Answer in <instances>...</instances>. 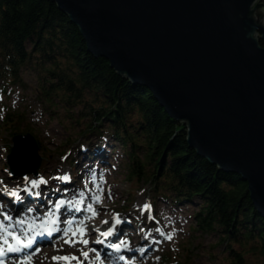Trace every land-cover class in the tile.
<instances>
[{"label": "water", "instance_id": "obj_1", "mask_svg": "<svg viewBox=\"0 0 264 264\" xmlns=\"http://www.w3.org/2000/svg\"><path fill=\"white\" fill-rule=\"evenodd\" d=\"M90 51L148 86L202 156L248 182L264 215V0H53ZM39 141L13 136V174L38 175Z\"/></svg>", "mask_w": 264, "mask_h": 264}, {"label": "trees", "instance_id": "obj_2", "mask_svg": "<svg viewBox=\"0 0 264 264\" xmlns=\"http://www.w3.org/2000/svg\"><path fill=\"white\" fill-rule=\"evenodd\" d=\"M26 69L35 72V90L47 108L57 113L62 105L68 114L78 109L67 118L84 120L83 132L107 133L120 142L131 200L146 182L153 199L164 196L196 203L197 227L219 236V244L228 250L226 264H250L247 254L264 264V215L248 182L193 148L187 125L174 118L148 86L119 74L107 58L94 55L80 28L53 0H0L4 88L23 84ZM24 121L23 112L0 111V127H17L14 135L31 130H18ZM93 146L91 155H100L101 145ZM166 261L182 264L169 256Z\"/></svg>", "mask_w": 264, "mask_h": 264}, {"label": "rangeland", "instance_id": "obj_3", "mask_svg": "<svg viewBox=\"0 0 264 264\" xmlns=\"http://www.w3.org/2000/svg\"><path fill=\"white\" fill-rule=\"evenodd\" d=\"M23 78V84L8 85L5 88L0 79V111L11 109L25 114V121L18 124V130L23 131L28 127L41 140L42 148L39 149V153L43 159L38 175L13 174L9 154L13 146V132L17 127H0V206L5 207L11 201H16L24 202V206L27 205V209H32L33 213H37L41 206L44 209L48 208L45 202H52L56 197H60L59 189H62L61 193L66 188L59 179L52 183L55 186L50 189L47 185L50 179L43 176L51 170L52 173L59 171L61 177H69L66 182L68 185L77 188V201L81 199L80 193L84 194L83 200L86 204H76L77 209L81 210L82 207L87 209L88 204H92L96 209L98 214L94 218L88 212L91 226L100 232L107 231L118 214L122 221L114 231L118 240H127L128 233L135 239L148 238L144 245L152 246V251L144 256L148 246H143L140 250L134 249L132 256L125 251L117 252L113 247L109 253L115 259V264H169L166 261L168 256L182 264H226L228 250L225 245L219 244V236L215 232H202L197 227L196 203L176 202L164 196H155L153 199L151 187L146 182L136 191L134 200H131L128 195L131 184L127 181L126 169L121 165L124 151L120 142L107 133L83 132L84 120L78 122L67 118V115L77 113L78 109L68 114L60 105L57 113L51 111L37 95L35 72L26 69ZM94 142L101 145L99 149L102 148L100 155H94L98 158L91 155L96 149V146H93ZM18 178H22V182L26 184L22 183L18 188L20 190L23 187H30L28 185L31 180L43 178L47 183L32 189V194L22 190L19 198L10 197L7 193L17 190ZM97 186L103 189L102 194L97 190ZM37 192L39 196L35 195ZM98 194L102 195V199L96 203L93 196ZM146 204L151 206L150 210L144 209ZM21 208V211H25V207ZM84 215L82 213V216ZM98 217L108 223L100 222ZM15 222L10 221L8 224L15 225ZM22 229L27 230L29 226L24 225ZM169 235L172 236L171 240L167 239ZM64 239L59 240L57 233L53 232L50 240L45 243L46 246L45 244L34 246L33 249H39V252H30L32 264H53L52 258L65 256L68 248L77 256L74 246L65 244ZM97 239L102 240L103 244H108L107 237L97 235L94 240ZM187 252L191 255L187 256ZM121 256L124 257L123 260L120 259ZM19 257L9 256L7 259L17 260ZM247 258L250 264H258L260 261L252 254H247Z\"/></svg>", "mask_w": 264, "mask_h": 264}, {"label": "bare ground", "instance_id": "obj_4", "mask_svg": "<svg viewBox=\"0 0 264 264\" xmlns=\"http://www.w3.org/2000/svg\"><path fill=\"white\" fill-rule=\"evenodd\" d=\"M96 142H94V145L97 144ZM43 177L50 179L49 183H47V185L49 186L50 189H52L55 186L52 183L58 181L59 179H57V177H61V176H60L59 171H57L56 173H52V170H51V171H48ZM17 182L18 183L16 185V188L18 189L23 183L22 178H18ZM66 182L67 181L62 180V185L66 189L63 190V192H61V193H60V191H62V189H59V196L60 197H56V199H54L52 202L51 201L45 202V205L48 206V208L44 209L41 206L38 209L37 213H33V212L28 211V209L26 207L27 205L24 206V202L11 201V203H9V205H6L5 207L0 206V213H7L8 215L12 216V218H13L12 221H16L17 219H23L25 221V225L31 226V224H33L32 225V232L33 233H40L41 232L40 225L42 223H44L47 219H49V218L57 219V221H58L57 225H54L53 227L56 229H59L57 231H54L57 233L59 240L62 238H65L63 230H65L69 227L72 228L73 230H75V228L78 225H80L82 222V226H84L87 230V233L84 236V239L89 240L90 243L86 247L83 246L82 244L77 243L74 246V248L76 249V253H77L76 257L80 258V260L83 261V257L81 255V250L89 251L90 249H95L97 252L100 253L101 260L103 261V264H115V259H113V257L110 255L109 251L113 248V246L115 244L120 243L121 240H118L115 237L114 233L111 236L107 237L108 238V244L107 245L103 244V243L97 244V243H95L94 238L97 235H99L100 231L98 229H96L95 227L90 225L91 218L89 217V213L86 211V209H84L82 207L81 210L77 211L76 206L72 207V206L68 205L67 203H65V205L59 211L55 210L54 204H56L60 200H65L66 202L72 201L73 204L76 205V201L78 198L77 197L78 196V190L76 187L71 186L70 184L68 185ZM23 185H26V184L23 183ZM28 186H30V185H28ZM22 189H24V187ZM90 192H92V191L90 190ZM84 204H86V202ZM21 207H25V211H21V209H22ZM82 213L85 215L82 216ZM71 214H73L74 217H71L72 216ZM97 219L100 222L104 221L101 219V217H98ZM0 220H3L2 215H0ZM8 222H10V221H4V224L9 225ZM69 222H71V224ZM9 230L15 231L16 228L13 227V228H10ZM23 231H26V230L21 228L17 234H22ZM48 237L49 236H47V235H37L36 240L39 239V240L45 241L48 239ZM126 238H127V241L130 242L129 248L126 250H122V251H125L129 256H132L134 249L140 250V249H142L143 246H148V245H144L146 243V240L148 239L147 237L143 238V239L140 238L141 240H139V239L133 238L131 233H128L126 235ZM8 240H9V243H14V241L11 240V237H8ZM0 244H2V241H0ZM4 246L6 247V245H4ZM45 246H46V244H45ZM25 250L21 253H8L6 256L14 254L13 256H15V255L20 256L21 258L19 257L17 260H14L12 258H11L12 260L7 259L8 261L6 262V260H5V264H19V261L24 258L23 256L30 254V251H31V253H35L37 249L34 250L33 248H31V249H29V251L28 250L25 251ZM151 251H152V246H148L146 248V250L144 251L143 256L148 254ZM66 255L73 256L70 248L67 249ZM95 257H96V252H90V256H89L88 260L83 261V264H97L98 261H96ZM53 264H57V262L54 261ZM59 264H64V262L61 261V262H59ZM71 264H78V262L72 261Z\"/></svg>", "mask_w": 264, "mask_h": 264}, {"label": "snow or ice", "instance_id": "obj_5", "mask_svg": "<svg viewBox=\"0 0 264 264\" xmlns=\"http://www.w3.org/2000/svg\"><path fill=\"white\" fill-rule=\"evenodd\" d=\"M27 180V178H25ZM57 179L65 180L67 181L69 177L63 176V177H57ZM93 180H95V177H93ZM30 187H25L22 189L25 192H28L29 194H32V189L38 188L42 184H46L47 182L41 178L39 180H31L30 182ZM97 190L102 194L103 189L97 186ZM19 189L17 190H11L7 194L10 197H16L19 198L20 194ZM36 196H39V193H35ZM81 199L76 201V204L82 205L84 203L83 200V193H80ZM109 198H110V192H109ZM102 195H95L93 196V200L96 203L101 202ZM67 203L68 205L75 207L72 201H65V200H60L58 201L54 208L56 211H59L64 205ZM151 206L150 205H144L145 210H150ZM79 210V209H77ZM87 212L91 213V216L94 218L97 216V211L93 207L92 204L87 205ZM29 212L33 211L32 209H28ZM0 215L3 216V220H0V241H2V244H0V264H5V259L4 257L6 256L7 253H21L25 249H31L33 245L36 243V238L37 235H47V236H52L54 231H57L59 229L54 228V225H57V219L54 218H49L47 219L44 223L40 225V228L42 231L40 233H33L32 232V226H29V229L26 231H23L22 234H17L18 231L25 225V221L23 219H17L15 222V225H5L4 221H12V216L8 215L7 213H0ZM151 219V217H149ZM71 224V222H69ZM103 223L107 224L108 221H103ZM122 223L121 219L119 218L118 214L114 217L113 224L112 226L104 232H100L99 235L103 237H108L111 236L114 231L116 230V227ZM15 227V231H10V228ZM64 231V242L65 244H68L70 246H75L77 243L82 244L83 246H88L89 245V240L84 239V236L87 233V230L84 226H82V222L80 225H78L75 230L71 229L70 227L63 230ZM159 231V229H157ZM70 234V235H69ZM8 237H11V240L14 241V243H9ZM167 239L171 240L172 236L169 235ZM97 244L103 243L102 240L97 239L95 241ZM6 245V247L4 246ZM114 250L117 252H120L122 250H126L129 248V242L127 240H123L118 244H115ZM37 253L39 252V249L36 250ZM90 252H96V261L100 262V264H103V261L101 260L100 253L97 252L95 249H90L89 251H83L81 250V255L83 257V261L88 260L90 256ZM121 260L124 259L123 256L120 257ZM53 261L59 262L63 261L64 264H71L72 261H77L78 264H83V261L80 260V258L76 256H55L52 258ZM19 264H32V254L26 255L22 260L19 261Z\"/></svg>", "mask_w": 264, "mask_h": 264}]
</instances>
